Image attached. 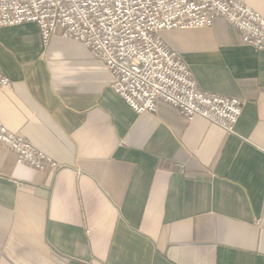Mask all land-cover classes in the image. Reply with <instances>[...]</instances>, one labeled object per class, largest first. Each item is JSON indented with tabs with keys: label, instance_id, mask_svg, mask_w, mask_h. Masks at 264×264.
<instances>
[{
	"label": "crops",
	"instance_id": "crops-1",
	"mask_svg": "<svg viewBox=\"0 0 264 264\" xmlns=\"http://www.w3.org/2000/svg\"><path fill=\"white\" fill-rule=\"evenodd\" d=\"M164 38L200 89L242 101L235 134L137 114L81 44L0 28V120L53 163L0 145V264H264V51L223 19Z\"/></svg>",
	"mask_w": 264,
	"mask_h": 264
},
{
	"label": "built area",
	"instance_id": "built-area-1",
	"mask_svg": "<svg viewBox=\"0 0 264 264\" xmlns=\"http://www.w3.org/2000/svg\"><path fill=\"white\" fill-rule=\"evenodd\" d=\"M218 19L244 44L264 51V17L239 0H0V28L32 23L45 44L58 34L81 44L108 68L112 90L137 114L154 113L164 103L188 121L201 118L235 134L242 101L200 89L164 38L172 30L211 28ZM11 87L0 70V95ZM0 145L20 165L39 171L53 165L1 120Z\"/></svg>",
	"mask_w": 264,
	"mask_h": 264
}]
</instances>
